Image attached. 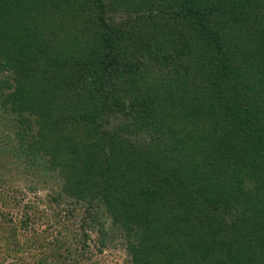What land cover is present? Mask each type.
<instances>
[{"label":"trees","instance_id":"16d2710c","mask_svg":"<svg viewBox=\"0 0 264 264\" xmlns=\"http://www.w3.org/2000/svg\"><path fill=\"white\" fill-rule=\"evenodd\" d=\"M0 110V264H264V0H0Z\"/></svg>","mask_w":264,"mask_h":264},{"label":"rangeland","instance_id":"374dc122","mask_svg":"<svg viewBox=\"0 0 264 264\" xmlns=\"http://www.w3.org/2000/svg\"><path fill=\"white\" fill-rule=\"evenodd\" d=\"M2 114V111L0 110V115ZM1 117V116H0ZM112 119V118H111ZM110 119V120H111ZM114 121V120H111ZM4 122V121H3ZM10 118L9 116L7 117V120L4 122V124L0 127V142H4V145L10 146V148L14 145H16L15 140L18 138V135H14V134H9V131H3L6 128H9L10 126ZM109 129V127H108ZM14 151H16V154L19 153L18 148L14 149ZM20 155V154H19ZM33 170L36 171V162L33 163ZM17 170L19 169V167L16 168ZM19 179V178H18ZM23 181L20 179L16 182L15 186L20 187L22 192L17 191V199L19 201L22 202V204H29V203H38L43 201L41 198L43 197V192L44 190H39L37 191V196L32 194V193H28L24 188V183H22ZM17 190V189H16ZM41 197V198H40ZM45 204V203H44ZM0 205H2L0 203ZM2 206H0V209ZM40 208H43V204L41 205ZM8 210V209H5ZM10 210V215L12 217V222L13 224H16L17 229L15 230V234H16V238L14 239L12 244H16V245H20L21 248L23 245H26L28 241V239L30 237H32L33 233H41L44 230H50V232H53L58 230L59 227L53 226V227H49V225L52 224V221L45 223L43 220H37V217L35 219V222L33 224H30L27 227H23L21 226V219L23 216L22 211L20 210V208L18 206L15 205H11L9 207ZM110 226H111V221L110 218L106 219L105 221V228H106V234L109 233L110 231ZM7 229H2V232L6 231ZM11 230V229H10ZM72 232V228H68L67 229V237L68 240H66L67 243H73V233ZM54 236V235H52ZM94 234L91 233L90 234V240L87 239V245L88 247L91 249V256H90V260H87L85 263L83 264H122V260L125 257V240L126 238L123 240L121 239V237H125V236H121L118 237L119 239L114 240L112 242H110L108 244L107 247H95L93 245V240H94ZM29 244V243H28ZM23 249V248H22ZM21 250L17 251V253H14V255H8L9 258L8 261L2 262L1 264H7L9 262H14L15 264H37V259L34 258L35 256L39 257V256H46L47 252L46 250H44L43 248H41V246L39 245H29L28 247H24V252ZM36 253V254H35ZM34 256V257H33ZM71 263V262H70ZM68 263V264H70ZM78 264V263H77Z\"/></svg>","mask_w":264,"mask_h":264}]
</instances>
